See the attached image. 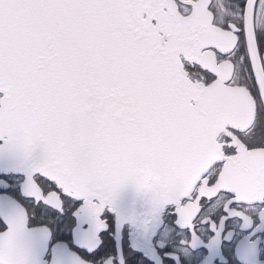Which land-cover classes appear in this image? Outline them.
<instances>
[{"label": "snow or ice", "instance_id": "snow-or-ice-1", "mask_svg": "<svg viewBox=\"0 0 264 264\" xmlns=\"http://www.w3.org/2000/svg\"><path fill=\"white\" fill-rule=\"evenodd\" d=\"M0 264H264V0H0Z\"/></svg>", "mask_w": 264, "mask_h": 264}]
</instances>
